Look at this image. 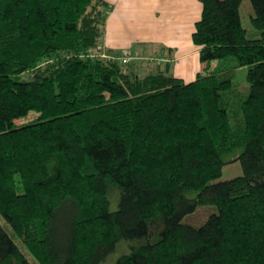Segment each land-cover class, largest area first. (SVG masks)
Returning a JSON list of instances; mask_svg holds the SVG:
<instances>
[{
  "label": "trees",
  "instance_id": "16d2710c",
  "mask_svg": "<svg viewBox=\"0 0 264 264\" xmlns=\"http://www.w3.org/2000/svg\"><path fill=\"white\" fill-rule=\"evenodd\" d=\"M242 1L200 0L185 82L102 47L106 0H0V264H264V0L253 35Z\"/></svg>",
  "mask_w": 264,
  "mask_h": 264
},
{
  "label": "crops",
  "instance_id": "0c3cea01",
  "mask_svg": "<svg viewBox=\"0 0 264 264\" xmlns=\"http://www.w3.org/2000/svg\"><path fill=\"white\" fill-rule=\"evenodd\" d=\"M102 47L138 59L157 58L185 82L203 70L200 47L193 41L202 14L200 0H106ZM150 58V59H149Z\"/></svg>",
  "mask_w": 264,
  "mask_h": 264
},
{
  "label": "rangeland",
  "instance_id": "374dc122",
  "mask_svg": "<svg viewBox=\"0 0 264 264\" xmlns=\"http://www.w3.org/2000/svg\"><path fill=\"white\" fill-rule=\"evenodd\" d=\"M240 12H241L243 25L248 29L249 34L253 35V33L255 32L256 29L253 27V25L251 23V16L254 14V11H253V6H252V3L250 0H243L242 1L241 6H240ZM102 55H105L106 57H110V56L106 55V53H103ZM122 55H123V53H122ZM133 58L134 57H132L131 60ZM131 60H129V61H131ZM247 71H248L247 67H245V66L239 67L235 72V77H234L235 80L238 81L239 83H241L242 85H247V83H248L247 82ZM39 115L40 114L37 111L36 112L33 111L26 118L18 120L17 122L18 123L28 122V121L36 119ZM241 176H243V168H242L240 160L237 159V160L231 161L229 163H226L222 168L221 175L218 178L214 179L212 182L229 180V179H232L235 177H241ZM110 208L112 210L117 208V200H116V202L111 203ZM216 212H218V209L214 205H201L196 209V211L194 213L187 215L183 219V221L186 223H189L191 225H194V226H199L207 220L209 215H211L212 213H216ZM0 222L8 229L9 232H11L9 226L7 225V223L4 221V219L1 216H0ZM130 249L131 248L129 247L126 250V252H129ZM120 255L121 254H119V255L113 254L111 256V260L105 262L104 264H112V260H116ZM27 257L29 258V260L33 264H37L35 259L31 255L28 254Z\"/></svg>",
  "mask_w": 264,
  "mask_h": 264
},
{
  "label": "built area",
  "instance_id": "2783aa9c",
  "mask_svg": "<svg viewBox=\"0 0 264 264\" xmlns=\"http://www.w3.org/2000/svg\"><path fill=\"white\" fill-rule=\"evenodd\" d=\"M103 56H105V55H103ZM124 62H128L129 60H131V56H130V54H128V53H126V54H123V55H120L119 56Z\"/></svg>",
  "mask_w": 264,
  "mask_h": 264
}]
</instances>
